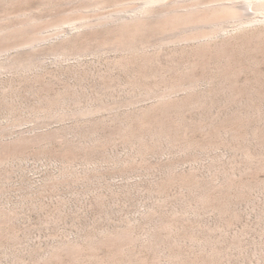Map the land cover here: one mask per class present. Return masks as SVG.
Here are the masks:
<instances>
[{
	"label": "rangeland",
	"instance_id": "rangeland-1",
	"mask_svg": "<svg viewBox=\"0 0 264 264\" xmlns=\"http://www.w3.org/2000/svg\"><path fill=\"white\" fill-rule=\"evenodd\" d=\"M146 2L0 0V264H264V23Z\"/></svg>",
	"mask_w": 264,
	"mask_h": 264
},
{
	"label": "bare ground",
	"instance_id": "bare-ground-1",
	"mask_svg": "<svg viewBox=\"0 0 264 264\" xmlns=\"http://www.w3.org/2000/svg\"><path fill=\"white\" fill-rule=\"evenodd\" d=\"M173 2L147 0L141 13L123 19L117 29L112 30L107 37L109 43L120 46L128 37L148 28L177 32L179 40L209 41L227 31V23L234 28L264 23V0H204L186 8H174Z\"/></svg>",
	"mask_w": 264,
	"mask_h": 264
}]
</instances>
